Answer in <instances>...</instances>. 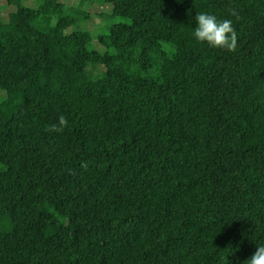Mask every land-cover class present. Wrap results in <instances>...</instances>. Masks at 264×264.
I'll use <instances>...</instances> for the list:
<instances>
[{"label":"trees","instance_id":"obj_1","mask_svg":"<svg viewBox=\"0 0 264 264\" xmlns=\"http://www.w3.org/2000/svg\"><path fill=\"white\" fill-rule=\"evenodd\" d=\"M1 1L0 264H264V0Z\"/></svg>","mask_w":264,"mask_h":264},{"label":"rangeland","instance_id":"obj_2","mask_svg":"<svg viewBox=\"0 0 264 264\" xmlns=\"http://www.w3.org/2000/svg\"><path fill=\"white\" fill-rule=\"evenodd\" d=\"M67 6L69 7H73V8H76V7H79L80 3H81V0H62ZM0 5H4V2L1 1L0 2ZM84 8V7H82ZM85 11L90 15L89 16V19L87 20V22L84 24V27L89 30L91 32V34L93 36H96L97 35V28L98 27H103L105 29V27L107 25H109L111 22H103L102 23V19L100 17L101 14H105V13H108L110 12V6H98V5H91V6H88L85 8ZM12 12V9L10 8H6V7H3L1 12H0V19L2 20H6L7 19V16L8 14ZM118 21V20H117ZM107 24V25H106ZM102 28V29H103ZM102 29H100V31H102ZM103 29V30H104ZM70 31V30H69ZM95 46L97 49L103 51L98 45H97V42H95ZM0 96H2V94L0 93Z\"/></svg>","mask_w":264,"mask_h":264}]
</instances>
